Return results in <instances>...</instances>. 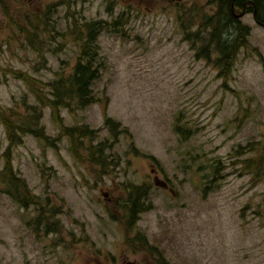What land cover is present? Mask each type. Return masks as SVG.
I'll return each mask as SVG.
<instances>
[{"label": "rangeland", "instance_id": "obj_1", "mask_svg": "<svg viewBox=\"0 0 264 264\" xmlns=\"http://www.w3.org/2000/svg\"><path fill=\"white\" fill-rule=\"evenodd\" d=\"M3 5L19 23L26 20V27L35 10L42 9L35 0H3ZM46 5L56 8L49 16L57 22L55 33L65 30L67 15L76 22L125 19V37L102 33L98 39L105 69L93 85L97 102L73 113L62 109L59 117L61 125L92 129H102L109 117L129 136H120L114 146L121 165L104 177L74 158L66 138L53 150L25 137L23 145L10 152L11 163L35 195L49 197L51 206L63 205L62 244L57 246L55 235L34 231L32 208H19L0 194V264H121L126 256L132 260L130 248H140L132 240L138 234L126 233L112 215L122 183L151 185L153 207L141 215L137 229L168 263L264 264V166L247 171L241 170L243 165L231 166L239 146L258 144L260 153L264 149V29L251 14L241 20L249 27V48L240 52L222 82L216 60L197 58V50L182 41L174 6L156 0H45ZM2 7L0 3L2 67L45 82L53 79L62 61L66 72L71 71L78 51L69 39L49 44L65 48L56 55L45 53L46 67L35 71L37 56L17 29L8 27ZM25 96L28 103H36L22 82L9 78L0 83L1 106L23 112ZM178 114L196 133L184 142L173 131ZM41 124L49 137L58 138L60 127L48 107ZM107 135L102 129L100 137ZM6 145L0 123V154ZM256 157L255 152L247 153L240 160ZM216 160L227 166L221 170L224 177L220 188L203 198L202 179L206 182L208 167ZM151 169L174 194L154 187Z\"/></svg>", "mask_w": 264, "mask_h": 264}, {"label": "trees", "instance_id": "obj_2", "mask_svg": "<svg viewBox=\"0 0 264 264\" xmlns=\"http://www.w3.org/2000/svg\"><path fill=\"white\" fill-rule=\"evenodd\" d=\"M220 4L218 13L213 17L197 11L195 6H191L187 12L177 14V23L182 35V41L190 45L191 49L197 50L196 57L207 62L216 60L214 67L218 71V78L225 82L230 76L236 63L237 55L242 48H248L250 31L247 26L237 20L221 18V12H231L241 9L248 3V12L254 14V18L259 25L264 27V0H217ZM3 13L9 28H16L18 33L24 37L28 48L37 56L34 65L35 71H40L46 67L45 53L56 55L65 48L59 43L52 48L51 44L56 39L69 41L77 48V57L70 72H66L67 63L61 62V68L54 72L51 81L45 82L35 78L29 73L19 69L5 68L0 65V83H6L9 78L20 81L28 89L30 95L35 100V104L28 103L26 96L21 100L23 112L17 108H8L0 105V123L5 130L7 145L0 154L2 166L0 168V194L7 196L19 208L35 211L31 227L34 231L43 233L44 237L52 234L58 237L57 246L62 244L63 225L60 216L63 214L62 207L50 205V198L42 200L35 195L28 187L25 179L19 177L11 163L10 152L23 145L25 137L32 136L39 142L51 149L58 145L61 138H66L70 151L74 158L83 164L89 165L98 172V175L110 176L121 165V157L114 152V146L118 143L119 137L129 136V132L119 122H115L109 117L104 118L102 129L107 130V137H100L102 129H92L88 125L82 124L75 127L61 125L59 113L62 109L71 113L85 110L97 102L93 85L98 82L105 69V60L101 55L98 39L102 33L107 35H118L125 37L124 27L126 21L123 18L114 19L112 22L91 20L84 23L77 20L73 24L65 27L61 33H55L54 22L49 19L51 12L46 11L36 14L32 19H28V27L19 23L15 16L3 5ZM212 3V1H210ZM209 3V4H210ZM67 18L69 16L67 15ZM73 18V17H72ZM7 45V43L5 42ZM199 44V48L197 47ZM1 48V45H0ZM48 107L53 120L59 125L58 138L49 137L42 126L43 109ZM175 135L186 141L195 135V130H191L184 122L182 114H178L173 122ZM258 144H248L239 146L231 157L236 160L231 164L243 165L242 171L264 166V149L260 153ZM54 150V149H53ZM257 153L256 158H249L241 161L247 153ZM210 174L203 185V195L205 198L209 192L218 190L219 183L224 174L221 170H226L220 160L214 161L209 167ZM202 168L198 169V172ZM122 192L117 198V206L112 211L115 221L120 222L125 227L126 233L134 230L139 220V216L152 209V203H147L151 191V185H136L131 183L121 184ZM129 216V218H127ZM139 247L143 246L147 252L157 258L161 264H170L163 256V253L156 247L148 243V239L138 233L132 239Z\"/></svg>", "mask_w": 264, "mask_h": 264}, {"label": "flooded vegetation", "instance_id": "obj_3", "mask_svg": "<svg viewBox=\"0 0 264 264\" xmlns=\"http://www.w3.org/2000/svg\"><path fill=\"white\" fill-rule=\"evenodd\" d=\"M36 3L38 4L37 6L39 8H42V9H36V14H42L46 11H49L51 13H53L54 11H56V8H54V6H48L46 5L45 7L43 6V3L45 0H35ZM127 3L129 4H133L135 2H139V3H142L144 2L145 0H125ZM156 1H159L161 4H165V5H170V6H174L175 9H177V12H187L190 10V7L192 5H200V6H205L206 8L208 7V11H204L201 10V8H197V11H201L202 14H208L210 16H215L218 11H219V8H220V4L217 0H204V3H201L202 0H156ZM210 1H212V3H210ZM210 3V4H209ZM248 3H245L243 5V7L241 9H236L234 11V7L233 5L230 7V11L231 12H227V13H224V12H221L219 14V16L221 18H226V19H230V20H237L239 22L242 23V19L245 17V16H249L251 13L248 12ZM69 6V5H68ZM117 6V4L115 5ZM59 7H62V5H59ZM128 7V6H126ZM74 12V11H73ZM75 17L73 18H68L69 22H68V25L66 27H68L69 25L73 24V22L75 21L74 20ZM252 18H254V14H252ZM255 19V18H254ZM52 21H54L53 19H50ZM79 21V20H78ZM97 21H103V20H97ZM86 22V21H84ZM82 22V23H84ZM55 25V28H58L57 26V22L55 21L54 23ZM242 26H244V24L242 23ZM150 176L152 178V180L155 182V180H161L158 176V172L155 170V169H151L150 170ZM163 181H166V180H163ZM166 183V182H165ZM165 189L166 191H172L173 189H171L169 183L167 182L166 183V187L163 188ZM140 217L141 215L139 216V220L137 221V225L135 226L134 228V231L135 233H141V231H139L137 228H138V224L140 222ZM127 218H129V216H127ZM121 227L123 229H125V227L123 226V224H121ZM137 227V228H136ZM130 251H131V254L133 256V259L132 260H128L127 256L126 258H124L121 262V264H161L160 262L157 261V259L152 256L151 259L149 257V254H147V250L145 247L141 246L140 248H130ZM144 253V254H143ZM141 255H144V258L141 257Z\"/></svg>", "mask_w": 264, "mask_h": 264}, {"label": "water", "instance_id": "obj_4", "mask_svg": "<svg viewBox=\"0 0 264 264\" xmlns=\"http://www.w3.org/2000/svg\"><path fill=\"white\" fill-rule=\"evenodd\" d=\"M155 185L162 188L166 187V183L160 180H155Z\"/></svg>", "mask_w": 264, "mask_h": 264}]
</instances>
